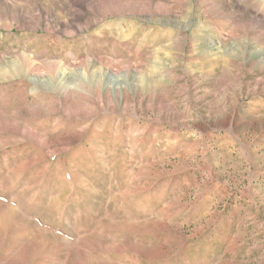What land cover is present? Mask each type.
Instances as JSON below:
<instances>
[{"label":"rangeland","instance_id":"1","mask_svg":"<svg viewBox=\"0 0 264 264\" xmlns=\"http://www.w3.org/2000/svg\"><path fill=\"white\" fill-rule=\"evenodd\" d=\"M264 264V0H0V264Z\"/></svg>","mask_w":264,"mask_h":264},{"label":"bare ground","instance_id":"2","mask_svg":"<svg viewBox=\"0 0 264 264\" xmlns=\"http://www.w3.org/2000/svg\"><path fill=\"white\" fill-rule=\"evenodd\" d=\"M8 264V263H7Z\"/></svg>","mask_w":264,"mask_h":264}]
</instances>
